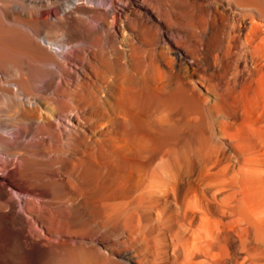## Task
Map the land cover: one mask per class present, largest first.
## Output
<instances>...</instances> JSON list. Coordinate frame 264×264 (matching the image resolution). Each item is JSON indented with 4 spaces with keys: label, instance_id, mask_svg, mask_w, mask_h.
I'll return each mask as SVG.
<instances>
[{
    "label": "bare ground",
    "instance_id": "1",
    "mask_svg": "<svg viewBox=\"0 0 264 264\" xmlns=\"http://www.w3.org/2000/svg\"><path fill=\"white\" fill-rule=\"evenodd\" d=\"M0 172V264H264V0H0Z\"/></svg>",
    "mask_w": 264,
    "mask_h": 264
},
{
    "label": "rangeland",
    "instance_id": "2",
    "mask_svg": "<svg viewBox=\"0 0 264 264\" xmlns=\"http://www.w3.org/2000/svg\"><path fill=\"white\" fill-rule=\"evenodd\" d=\"M119 7H121V6H119ZM1 173V172H0ZM14 191V190H13ZM14 194H15V191L13 192Z\"/></svg>",
    "mask_w": 264,
    "mask_h": 264
}]
</instances>
